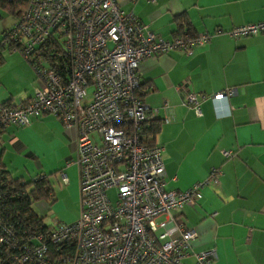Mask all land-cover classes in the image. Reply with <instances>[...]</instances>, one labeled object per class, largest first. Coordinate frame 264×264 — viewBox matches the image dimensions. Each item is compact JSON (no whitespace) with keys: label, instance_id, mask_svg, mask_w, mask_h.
<instances>
[{"label":"built area","instance_id":"1","mask_svg":"<svg viewBox=\"0 0 264 264\" xmlns=\"http://www.w3.org/2000/svg\"><path fill=\"white\" fill-rule=\"evenodd\" d=\"M13 18L0 45L31 63L38 84L27 101L0 102V133L42 117L73 132L78 212L73 222L54 225L35 213H20L8 207L18 196L0 174V264H183L187 257L194 264H214L215 250H192L197 233L175 213L193 205L204 185L218 183L220 171L180 192L166 190L162 147L144 133L155 111L144 102L137 73L145 57L173 49L189 53L213 31L183 29L162 38L117 0H24ZM224 33H264V19ZM235 93V88L209 96L187 91L181 106L200 116L199 104L208 99L220 118L229 115L227 99ZM58 176L67 185L65 171Z\"/></svg>","mask_w":264,"mask_h":264},{"label":"crops","instance_id":"2","mask_svg":"<svg viewBox=\"0 0 264 264\" xmlns=\"http://www.w3.org/2000/svg\"><path fill=\"white\" fill-rule=\"evenodd\" d=\"M117 2L162 38L185 28L192 33L213 31L206 43L189 53L173 49L139 62L143 99L158 122L150 137L162 147L168 191L180 192L206 179L212 170L220 171L218 183L204 185L193 205L175 213L197 233L192 250L213 248L214 264H264V33L238 37L224 33L232 26L263 20L264 0ZM15 71L29 73L2 71L0 102L16 105L32 96V80L17 83L11 79ZM226 88L236 91L227 99V116L217 118L208 99L199 104L200 116L181 106L187 91L209 96ZM0 141V164L13 178L24 181L32 175L47 181L46 175L65 171L66 196L77 216L72 131L50 117L32 118L26 127L6 126ZM222 151L232 156L225 158ZM183 264H194L193 258H185Z\"/></svg>","mask_w":264,"mask_h":264},{"label":"rangeland","instance_id":"3","mask_svg":"<svg viewBox=\"0 0 264 264\" xmlns=\"http://www.w3.org/2000/svg\"><path fill=\"white\" fill-rule=\"evenodd\" d=\"M14 16L8 14L2 10H0V40L2 37V32L5 28L10 26V23L13 22ZM0 73L3 71V74L8 71V69H28L29 73L24 72H12L11 75L17 81V83H21L22 79H28V81L32 83V86H36L38 84L35 73L33 71V67L29 61L24 59L18 51H13L8 49L7 47H1L0 45ZM28 74V75H26ZM56 175V174H55ZM55 175H46L47 184L50 187L52 197L50 199H39L31 203L30 207L38 216L42 217L44 223L49 225H54L57 223H70L71 219L76 217V211L72 205V202L69 198H67V190L64 185L61 184L58 174ZM35 176H26L25 181L29 182ZM107 194L111 201L114 200L115 191L114 189H110L107 191ZM76 219V218H75ZM73 221V220H72Z\"/></svg>","mask_w":264,"mask_h":264},{"label":"trees","instance_id":"4","mask_svg":"<svg viewBox=\"0 0 264 264\" xmlns=\"http://www.w3.org/2000/svg\"><path fill=\"white\" fill-rule=\"evenodd\" d=\"M23 5L24 0H0V10L13 16H16L21 11ZM187 30L189 31V29ZM189 32L192 33L191 31ZM43 50H45L46 52V49ZM2 103L9 104L8 101H3ZM145 128L146 130L144 133L153 136V134H155L158 129V122L155 119H152L151 121H149ZM150 142H152V140ZM0 174H3L5 178L9 180L11 186L14 187L15 192H17L18 196L17 198L11 199V202L8 203V207H12L14 208V210H18L20 213L29 211L32 215H34L33 213L35 212H33L30 207L31 203L39 199H50L52 197L50 187L47 184L45 178H40L38 180L29 182L26 181L23 184V180H21L20 178H13L7 171L3 169L1 164Z\"/></svg>","mask_w":264,"mask_h":264}]
</instances>
